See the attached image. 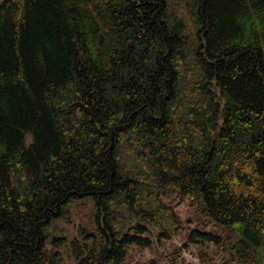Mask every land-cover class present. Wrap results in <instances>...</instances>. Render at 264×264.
I'll return each instance as SVG.
<instances>
[{"label":"trees","instance_id":"trees-1","mask_svg":"<svg viewBox=\"0 0 264 264\" xmlns=\"http://www.w3.org/2000/svg\"><path fill=\"white\" fill-rule=\"evenodd\" d=\"M178 1L191 32L169 0H0V264H61L50 227L85 201L73 264H122L175 197L262 264L264 0Z\"/></svg>","mask_w":264,"mask_h":264},{"label":"rangeland","instance_id":"rangeland-1","mask_svg":"<svg viewBox=\"0 0 264 264\" xmlns=\"http://www.w3.org/2000/svg\"><path fill=\"white\" fill-rule=\"evenodd\" d=\"M169 3L173 8L176 6L181 8L179 15L185 20L188 32H191L192 20L187 12H184L185 4L178 0H169ZM26 139L29 143L31 137L27 135ZM171 206L180 216L179 227L167 238L158 239L153 235L151 245L147 248L130 246L122 264H227L229 261L238 264L237 257L232 252L236 241L232 231L214 227L206 217L197 213L196 206L187 198L175 197ZM67 212L64 219L56 220L51 225L49 232L50 240L64 239L62 246H66L59 248L61 264H73L70 243L73 239L82 237L85 229L92 232L93 226H96V208L89 201L74 202L68 207ZM195 229L204 233L214 230L215 234H219L221 245L217 248L216 245L199 238L196 239L197 243H189L187 237ZM261 262L264 264L262 256Z\"/></svg>","mask_w":264,"mask_h":264},{"label":"water","instance_id":"water-1","mask_svg":"<svg viewBox=\"0 0 264 264\" xmlns=\"http://www.w3.org/2000/svg\"><path fill=\"white\" fill-rule=\"evenodd\" d=\"M215 136V135H214ZM212 148L210 149V152H211Z\"/></svg>","mask_w":264,"mask_h":264}]
</instances>
